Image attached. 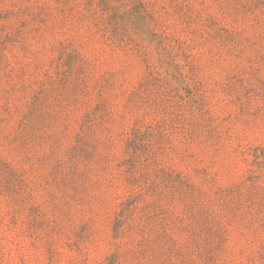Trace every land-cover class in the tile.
Returning <instances> with one entry per match:
<instances>
[{"label": "rangeland", "instance_id": "1", "mask_svg": "<svg viewBox=\"0 0 264 264\" xmlns=\"http://www.w3.org/2000/svg\"><path fill=\"white\" fill-rule=\"evenodd\" d=\"M0 264H264V0H0Z\"/></svg>", "mask_w": 264, "mask_h": 264}]
</instances>
